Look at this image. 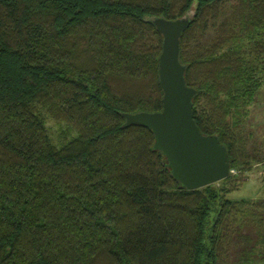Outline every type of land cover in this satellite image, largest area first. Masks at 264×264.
Here are the masks:
<instances>
[{
  "label": "trees",
  "instance_id": "1",
  "mask_svg": "<svg viewBox=\"0 0 264 264\" xmlns=\"http://www.w3.org/2000/svg\"><path fill=\"white\" fill-rule=\"evenodd\" d=\"M157 17L189 19L193 118L230 169L252 168L243 127L264 83V0H0V264H264L245 248L228 258L244 228L264 231V201L228 196L244 179L183 188L152 131L125 124L162 108ZM46 117L75 135L53 142Z\"/></svg>",
  "mask_w": 264,
  "mask_h": 264
},
{
  "label": "water",
  "instance_id": "2",
  "mask_svg": "<svg viewBox=\"0 0 264 264\" xmlns=\"http://www.w3.org/2000/svg\"><path fill=\"white\" fill-rule=\"evenodd\" d=\"M153 22L163 36L158 58L162 108L123 113L125 124L149 128L154 148L161 151L174 178L183 188H200L230 174L228 153L217 135L203 134L193 118L196 90L186 84L185 66L179 60V39L189 19L157 17Z\"/></svg>",
  "mask_w": 264,
  "mask_h": 264
},
{
  "label": "rangeland",
  "instance_id": "3",
  "mask_svg": "<svg viewBox=\"0 0 264 264\" xmlns=\"http://www.w3.org/2000/svg\"><path fill=\"white\" fill-rule=\"evenodd\" d=\"M213 37L214 30L209 29L202 41L208 43ZM45 124L51 139L57 144H61L63 140H70L75 135L74 132L69 133L67 125L49 117H46ZM243 130L246 136L245 150L250 156L249 161L252 168L249 171L237 168L230 169V174L239 176L244 180L240 187L231 191L228 196L233 199L245 198L253 202L264 201V83L256 91L254 99L248 107V115L245 118ZM221 180L214 183L217 185ZM255 208V214L264 220V204ZM250 227V229L244 228L242 230L244 236L245 233L248 235L245 240L244 237L235 235L230 243L228 258L231 262L242 253L243 248L250 249L255 257H259L264 252V243L262 242L264 236L260 235L264 231L260 230L259 232V228L255 223Z\"/></svg>",
  "mask_w": 264,
  "mask_h": 264
}]
</instances>
